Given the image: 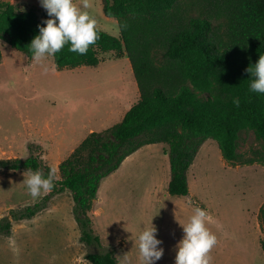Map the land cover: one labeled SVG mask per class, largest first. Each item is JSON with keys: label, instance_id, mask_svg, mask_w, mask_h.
<instances>
[{"label": "rangeland", "instance_id": "374dc122", "mask_svg": "<svg viewBox=\"0 0 264 264\" xmlns=\"http://www.w3.org/2000/svg\"><path fill=\"white\" fill-rule=\"evenodd\" d=\"M2 2L18 11L33 10L42 22L50 18L40 0ZM74 2L81 5V0ZM90 4L86 11L97 20L98 29L119 38L118 21L105 15L103 0ZM0 49L1 160L44 157L60 179L59 165L91 133L121 122L140 99L126 55L110 52L101 55L98 67L58 70L53 57L41 66L5 42H0ZM255 150H262V143L243 131L239 153L247 158ZM168 152L165 143L146 145L102 182L89 215L103 247L80 241L73 197L65 191L34 218L15 222L9 236L0 235V264H92L87 254L108 250H115L119 264H125L126 254L127 264H141L137 238L151 223L164 249L155 264H174L176 245L184 236L181 224L188 222L196 206L212 217L207 227L218 240L211 264H264L259 221L264 166H230L216 141L209 139L188 173L190 194L177 197L168 193ZM26 171L0 169V218L34 206L48 194L36 199L28 194L23 184Z\"/></svg>", "mask_w": 264, "mask_h": 264}, {"label": "trees", "instance_id": "16d2710c", "mask_svg": "<svg viewBox=\"0 0 264 264\" xmlns=\"http://www.w3.org/2000/svg\"><path fill=\"white\" fill-rule=\"evenodd\" d=\"M104 13L118 21L120 37L99 31L86 55L68 51L53 57L58 70L98 67L101 55L114 52L129 59L140 99L113 127L91 133L59 165L60 179L40 203L11 210L0 218V235L9 236L13 224L32 219L51 199L69 191L80 241L103 247L92 228L93 209L102 182L146 145L169 146L168 193L190 194L188 173L203 144L212 139L223 159L233 167L264 166V94L250 91L245 71L264 54V0H103ZM43 22L33 10L18 11L0 3V42L32 59L28 46ZM2 51L0 49V62ZM239 101V106L234 103ZM243 131L252 132L262 150L245 158L239 153ZM49 165L34 155L0 159V169L23 171ZM259 221L263 232L264 205ZM115 250L89 253L92 264H119Z\"/></svg>", "mask_w": 264, "mask_h": 264}, {"label": "clouds", "instance_id": "9594fccd", "mask_svg": "<svg viewBox=\"0 0 264 264\" xmlns=\"http://www.w3.org/2000/svg\"><path fill=\"white\" fill-rule=\"evenodd\" d=\"M40 4L50 18L43 21L45 26L38 25L39 34L28 46L33 63L44 66L47 59L55 57L66 45H70L68 51L86 55L89 47L99 39L98 22L86 11L91 7L90 0H81L82 6L74 0H40ZM245 71L251 76L250 91L264 94V54ZM234 103L239 106L238 100ZM24 176L23 184L28 194L36 199L54 189L57 169L50 166L47 175L42 169H28ZM211 221L208 212L194 207V214L188 222L181 224L184 236L176 245L174 264H211L210 253L218 243L216 235L207 227ZM137 239L141 264H155L163 257L164 249L160 247L162 241L157 239V228L152 223ZM124 261L127 264V254L124 255Z\"/></svg>", "mask_w": 264, "mask_h": 264}]
</instances>
